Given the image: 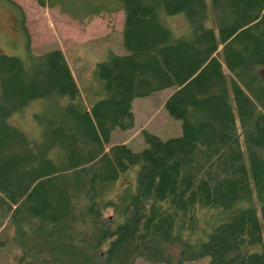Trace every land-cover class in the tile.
I'll return each mask as SVG.
<instances>
[{
  "label": "trees",
  "instance_id": "trees-1",
  "mask_svg": "<svg viewBox=\"0 0 264 264\" xmlns=\"http://www.w3.org/2000/svg\"><path fill=\"white\" fill-rule=\"evenodd\" d=\"M0 1L26 51L0 53V233L18 248L7 264H264V0H36L82 25L122 13L125 54L95 63L88 106L63 52L34 54L21 10ZM175 15L184 35L163 21ZM160 91L179 136L141 130L139 152L112 143L133 128L132 102ZM34 100L31 140L8 118Z\"/></svg>",
  "mask_w": 264,
  "mask_h": 264
},
{
  "label": "rangeland",
  "instance_id": "rangeland-1",
  "mask_svg": "<svg viewBox=\"0 0 264 264\" xmlns=\"http://www.w3.org/2000/svg\"><path fill=\"white\" fill-rule=\"evenodd\" d=\"M11 1L23 14V26L28 35L30 50L34 54H42L56 48L60 49L85 105L88 106L96 101L101 89L93 75L95 63L102 59L107 48H113L117 54H125L123 47L116 44L122 23L121 13L114 14L105 21L99 20L98 16L86 25H82L61 14L58 7L39 6L36 0ZM163 21L175 36L186 33L187 26L182 15L164 17ZM0 53L26 59L19 14L2 1H0ZM260 74L264 78V68L260 69ZM168 94V91H160L147 98L135 99L132 102L133 128L126 132L115 131L111 142L114 144L125 142L132 152H139L143 148L139 136L141 130H146L161 140L179 136V122L167 117L162 110L163 101ZM41 109V101L34 100L21 112L12 114L8 118V123L34 140L38 137V127L33 116ZM136 171L137 167H133L125 173L126 179L131 183L134 182ZM8 234V228L0 233V264L9 263L11 257L18 251ZM208 263V257H203L183 264ZM133 264L147 263L138 259Z\"/></svg>",
  "mask_w": 264,
  "mask_h": 264
},
{
  "label": "crops",
  "instance_id": "crops-1",
  "mask_svg": "<svg viewBox=\"0 0 264 264\" xmlns=\"http://www.w3.org/2000/svg\"><path fill=\"white\" fill-rule=\"evenodd\" d=\"M121 12L120 11H116V12H114V13H111V14H109V15H107V14H100L99 15V20H103V21H105V19L106 20H108L109 18L108 17H112V15H116V14H120ZM121 15H122V13H121ZM96 18V17H95ZM95 18H93V19H95ZM91 21V20H90ZM121 25H122V23H121ZM120 31V30H119ZM133 106V105H132ZM132 113H133V107H132ZM134 117V116H133ZM113 134H114V132H113ZM113 134H112V136H113ZM112 136H111V138H112ZM118 144H124L125 145V142H119Z\"/></svg>",
  "mask_w": 264,
  "mask_h": 264
}]
</instances>
